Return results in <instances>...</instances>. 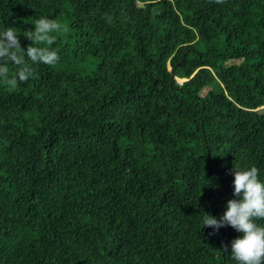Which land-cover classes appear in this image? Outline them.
<instances>
[{"label":"trees","instance_id":"16d2710c","mask_svg":"<svg viewBox=\"0 0 264 264\" xmlns=\"http://www.w3.org/2000/svg\"><path fill=\"white\" fill-rule=\"evenodd\" d=\"M41 16L59 61L0 80V264H237L202 219L264 182V0H0L25 51Z\"/></svg>","mask_w":264,"mask_h":264},{"label":"clouds","instance_id":"9594fccd","mask_svg":"<svg viewBox=\"0 0 264 264\" xmlns=\"http://www.w3.org/2000/svg\"><path fill=\"white\" fill-rule=\"evenodd\" d=\"M65 31L66 27L54 19L37 18L34 30L28 31L26 36L32 42L26 51L21 47L15 27H7L0 32V80L15 88L18 81L25 82L34 75L32 65L54 66L59 55L58 49L51 47L57 39L51 33ZM22 53H26L31 64ZM10 63L16 66V74L12 76H9ZM258 171L255 166L243 169L233 166L230 172L234 175L233 195L236 198L227 201L226 211L219 219L207 213L202 219L203 227L218 231L221 227L231 226L242 233L231 242V258L237 264H264V226L257 223V220L264 219V182L258 179Z\"/></svg>","mask_w":264,"mask_h":264},{"label":"rangeland","instance_id":"374dc122","mask_svg":"<svg viewBox=\"0 0 264 264\" xmlns=\"http://www.w3.org/2000/svg\"><path fill=\"white\" fill-rule=\"evenodd\" d=\"M134 3L137 5V6H141V4H142V0H134ZM245 62H250V58H245ZM179 82H182V81H184L183 79H179L178 80ZM207 90H209V87H206L203 91H202V93L203 94H205L206 92H207ZM260 112H263L264 113V107H260L259 109H258Z\"/></svg>","mask_w":264,"mask_h":264}]
</instances>
